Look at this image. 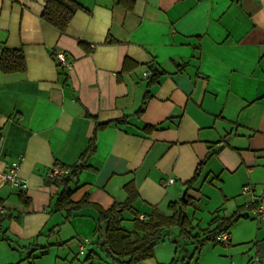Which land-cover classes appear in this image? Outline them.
Returning a JSON list of instances; mask_svg holds the SVG:
<instances>
[{
    "label": "crops",
    "instance_id": "1",
    "mask_svg": "<svg viewBox=\"0 0 264 264\" xmlns=\"http://www.w3.org/2000/svg\"><path fill=\"white\" fill-rule=\"evenodd\" d=\"M76 2L60 35L40 19L43 0H0V55L21 50L25 61L23 72L0 71V173L21 159L27 184L18 190L0 178V264H107L93 236L96 212L66 218L54 209L60 189L45 182L55 164H77L105 122L88 169L70 184L73 202L87 195L107 210L126 200L131 182L137 198L121 223L131 231L135 216L181 201L200 165L192 204L200 211L204 188L220 200L195 232L243 211L227 247L207 242L193 255L172 230L137 264H264L255 255L264 220L245 208L264 186V0H134L131 11L116 0ZM58 52L70 70L57 67Z\"/></svg>",
    "mask_w": 264,
    "mask_h": 264
},
{
    "label": "trees",
    "instance_id": "2",
    "mask_svg": "<svg viewBox=\"0 0 264 264\" xmlns=\"http://www.w3.org/2000/svg\"><path fill=\"white\" fill-rule=\"evenodd\" d=\"M116 4L126 11H131L134 0H116ZM79 9H81V6L76 0H43V11L40 19L60 35H63L74 14ZM57 67L63 69L59 64H57ZM24 69L25 61L21 50L2 48L0 55V71L2 73L23 72ZM144 105L143 102L137 114L143 112ZM108 125L109 122L96 123L92 136L88 141V146L80 156L78 163L73 166L62 165L68 169V172L61 176L59 181H52L45 177L47 184L55 185L60 189L54 204L55 211L68 213L66 218L69 217L70 213L85 208H91L96 212L97 221L93 236L96 237L95 245L98 246L100 253L104 255L107 264H137L151 259L154 248L159 243L167 240L172 230L177 231L175 238H178L183 245L185 242L190 243L193 247L192 253L196 255L205 243H215V238L220 232L228 233V229L243 217V211H237L229 217L216 216L210 221L211 229H204L200 233L195 232V228L186 214L187 208L193 205L187 193L197 181L200 165L194 176L184 184L186 187L184 200L169 204L167 213L153 210L143 219H138L135 216L132 220L133 229L131 231H127L121 225L122 214L132 211L137 198L136 190L131 182L124 187L127 193L126 200L121 204L113 205L107 210L89 202L87 195L81 200L73 202L71 196L75 189L70 188V184L80 171L88 169L85 166V161L95 152L97 133L104 130ZM151 129L153 128H145L144 130L149 131ZM58 165L55 164L54 167ZM179 249H182V247ZM258 249L260 250L255 251V255L260 258L264 257V251H262L264 248L259 247ZM185 260H179L177 257L170 264H189L188 262L185 263ZM190 260L191 257L187 258V261Z\"/></svg>",
    "mask_w": 264,
    "mask_h": 264
},
{
    "label": "built area",
    "instance_id": "3",
    "mask_svg": "<svg viewBox=\"0 0 264 264\" xmlns=\"http://www.w3.org/2000/svg\"><path fill=\"white\" fill-rule=\"evenodd\" d=\"M57 64H59L63 69L70 70L71 63L67 61L65 55L62 52H58L55 56ZM145 75V74H144ZM21 159L12 161L5 170L0 173V178L8 184L11 188L18 190H25L27 188L26 181L19 176V170L21 165ZM68 169L61 165L53 167L47 174L46 177L52 181H59V178L66 174ZM168 183H173L172 179L168 180ZM243 194H250L253 189L250 186L242 187ZM250 213L252 218L256 220H264V186L260 188V193L254 197L245 207ZM6 214V210L0 206V217ZM140 219H143L142 217ZM215 242L221 246L227 247L229 245V235L227 232H220L216 238ZM89 244V240L85 239L80 243L79 254H83L85 245Z\"/></svg>",
    "mask_w": 264,
    "mask_h": 264
},
{
    "label": "rangeland",
    "instance_id": "4",
    "mask_svg": "<svg viewBox=\"0 0 264 264\" xmlns=\"http://www.w3.org/2000/svg\"><path fill=\"white\" fill-rule=\"evenodd\" d=\"M204 188V187H203ZM203 193H207V196L209 197L208 199H203L202 204L199 205V210L197 211V207L195 206V204L193 205L194 209H187V213L189 217H193V212L195 214L194 216V220H193V226H196V224L199 223V227L200 228H204L207 224V222L210 220L209 216L211 211H213L215 209V207L218 206L219 204V193H217V191H215L214 189H202ZM182 196V195H181ZM196 231H198V229H195ZM174 234L177 235V231L173 230ZM173 234V233H172ZM217 247L222 248V246L217 245Z\"/></svg>",
    "mask_w": 264,
    "mask_h": 264
},
{
    "label": "water",
    "instance_id": "5",
    "mask_svg": "<svg viewBox=\"0 0 264 264\" xmlns=\"http://www.w3.org/2000/svg\"><path fill=\"white\" fill-rule=\"evenodd\" d=\"M153 75H154V74H150V76H153ZM225 142H226V141H225ZM222 148H223V146H218V147H216V148L213 150V152L210 153V154L207 156V158L211 157L212 154H217L219 151L222 150ZM185 195H186V190L183 191L182 196H181V200H184V199H185ZM183 249H184V246L182 247L181 250H183ZM183 259H184V258H182L181 260L183 261Z\"/></svg>",
    "mask_w": 264,
    "mask_h": 264
}]
</instances>
